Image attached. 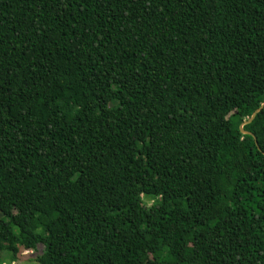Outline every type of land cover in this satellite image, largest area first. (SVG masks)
Returning <instances> with one entry per match:
<instances>
[{
	"label": "trees",
	"instance_id": "trees-1",
	"mask_svg": "<svg viewBox=\"0 0 264 264\" xmlns=\"http://www.w3.org/2000/svg\"><path fill=\"white\" fill-rule=\"evenodd\" d=\"M263 100L264 0H0V264H264Z\"/></svg>",
	"mask_w": 264,
	"mask_h": 264
},
{
	"label": "rangeland",
	"instance_id": "rangeland-1",
	"mask_svg": "<svg viewBox=\"0 0 264 264\" xmlns=\"http://www.w3.org/2000/svg\"><path fill=\"white\" fill-rule=\"evenodd\" d=\"M42 246L39 245L36 250L29 251L28 249H21L19 255L16 256V262L10 264H37L35 256L40 253ZM4 258L7 259L8 253L4 252ZM148 257V256H147ZM145 258H142V260Z\"/></svg>",
	"mask_w": 264,
	"mask_h": 264
},
{
	"label": "water",
	"instance_id": "water-1",
	"mask_svg": "<svg viewBox=\"0 0 264 264\" xmlns=\"http://www.w3.org/2000/svg\"><path fill=\"white\" fill-rule=\"evenodd\" d=\"M263 106H264V100L260 103V105H259L257 108H255V109L253 110V112L250 114V116H249L248 118H246L245 120H243V121L240 123V125H239V130H240L241 132L246 133V134H251L250 131L243 129L242 126H243L244 124L249 123V122L254 118L255 114H256L257 112H259V111L262 109ZM252 137H253V140H254V143H255L257 149L260 150L259 146L257 145V142H256L255 137H254V136H252ZM262 153L264 154L263 151H262Z\"/></svg>",
	"mask_w": 264,
	"mask_h": 264
},
{
	"label": "built area",
	"instance_id": "built-area-1",
	"mask_svg": "<svg viewBox=\"0 0 264 264\" xmlns=\"http://www.w3.org/2000/svg\"><path fill=\"white\" fill-rule=\"evenodd\" d=\"M29 251H31V250H29Z\"/></svg>",
	"mask_w": 264,
	"mask_h": 264
}]
</instances>
